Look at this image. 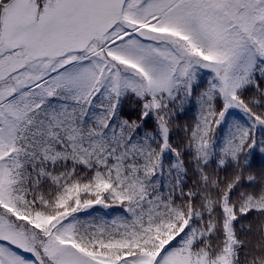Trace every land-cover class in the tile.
<instances>
[{"label": "snow or ice", "instance_id": "1", "mask_svg": "<svg viewBox=\"0 0 264 264\" xmlns=\"http://www.w3.org/2000/svg\"><path fill=\"white\" fill-rule=\"evenodd\" d=\"M0 264H264V0H0Z\"/></svg>", "mask_w": 264, "mask_h": 264}, {"label": "rangeland", "instance_id": "2", "mask_svg": "<svg viewBox=\"0 0 264 264\" xmlns=\"http://www.w3.org/2000/svg\"><path fill=\"white\" fill-rule=\"evenodd\" d=\"M99 207V206H98Z\"/></svg>", "mask_w": 264, "mask_h": 264}]
</instances>
